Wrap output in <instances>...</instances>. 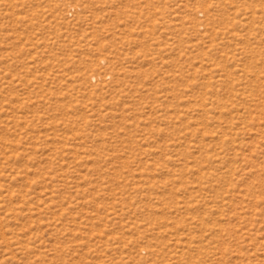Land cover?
Instances as JSON below:
<instances>
[{
    "label": "rangeland",
    "instance_id": "1",
    "mask_svg": "<svg viewBox=\"0 0 264 264\" xmlns=\"http://www.w3.org/2000/svg\"><path fill=\"white\" fill-rule=\"evenodd\" d=\"M0 264H264V0H0Z\"/></svg>",
    "mask_w": 264,
    "mask_h": 264
}]
</instances>
